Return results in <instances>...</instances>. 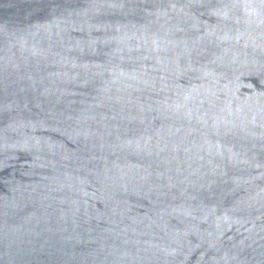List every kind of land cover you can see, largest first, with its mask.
<instances>
[{
  "label": "water",
  "instance_id": "95a60500",
  "mask_svg": "<svg viewBox=\"0 0 264 264\" xmlns=\"http://www.w3.org/2000/svg\"><path fill=\"white\" fill-rule=\"evenodd\" d=\"M0 264H264V0H0Z\"/></svg>",
  "mask_w": 264,
  "mask_h": 264
}]
</instances>
